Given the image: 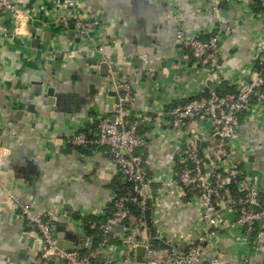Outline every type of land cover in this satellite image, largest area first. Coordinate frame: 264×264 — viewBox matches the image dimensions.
<instances>
[{
    "label": "crops",
    "instance_id": "0c3cea01",
    "mask_svg": "<svg viewBox=\"0 0 264 264\" xmlns=\"http://www.w3.org/2000/svg\"><path fill=\"white\" fill-rule=\"evenodd\" d=\"M16 1L30 17L20 36L0 34V264L40 263L36 228L20 216L26 202L57 210L52 218L57 238L64 234L84 252L96 246L86 222L106 220L114 198L128 194L130 184L108 147L70 139L81 130L98 136L99 120L113 119L124 79L134 84L130 118L142 119L144 167L154 180L153 225L162 241L155 248L165 256L191 234L200 216L189 203L194 194L167 181L177 177L193 130L206 136L204 152L218 142L208 120L188 119L173 127L170 111L212 88L227 85L235 91L251 77L264 45L260 1L224 0L216 13L212 0H78L79 11L98 20L87 34L71 28L75 20L66 0ZM6 22L14 25L12 14ZM213 32L220 33V58L208 77L181 36ZM59 60L61 67L55 66ZM104 61L108 74H102ZM50 86L53 104L46 94ZM257 110L242 115L230 145L247 171L263 177L264 107ZM222 244L229 264H239L235 237L223 234ZM130 250L136 254L118 237L109 255L120 263Z\"/></svg>",
    "mask_w": 264,
    "mask_h": 264
},
{
    "label": "built area",
    "instance_id": "2783aa9c",
    "mask_svg": "<svg viewBox=\"0 0 264 264\" xmlns=\"http://www.w3.org/2000/svg\"><path fill=\"white\" fill-rule=\"evenodd\" d=\"M77 1L66 0L65 5L70 8L78 30L87 34L97 26L98 20L80 12ZM223 1L212 0L214 12H220ZM259 1L264 15V0ZM9 13L15 21L12 27L6 22ZM29 17L16 0H0L1 35L20 36L22 25ZM181 37L195 62L208 77L212 76L219 65L220 33L213 32L207 37L201 34ZM258 58L261 67L254 68L251 77L235 91L220 93L212 88L170 111L173 127L182 126L188 119H206L212 127V136L218 139L215 147L204 152L202 142L206 136L199 129L193 130L177 177L167 181L180 186L182 193L194 194L189 203L197 205L200 216L189 236L174 242L165 256L160 255L150 241L145 212L153 199L151 185L154 180L144 167L142 148L146 140L140 130L142 119L130 118L134 84L124 79L122 93L113 108L115 118L99 120L97 137L91 138L81 130L70 141L108 147L113 161L131 184V191L114 198L113 210L106 220L92 222L91 227L98 229L102 238L87 252L58 245L52 227L56 209L44 210L28 202L22 204L20 216L36 228L40 239L38 262L55 258L60 264H126L128 257H125V262L118 263L109 255L112 241L119 237L132 250L144 244L146 261H140L143 264H229L222 244L223 234L229 233L236 241L245 244L239 264H264V176L247 171L236 159L230 145L238 135L242 115L254 114L255 110L264 107V45ZM233 182L240 194L233 192ZM134 206L139 213L134 212ZM117 229L118 234L114 233ZM104 252H108L107 255L104 256Z\"/></svg>",
    "mask_w": 264,
    "mask_h": 264
},
{
    "label": "trees",
    "instance_id": "16d2710c",
    "mask_svg": "<svg viewBox=\"0 0 264 264\" xmlns=\"http://www.w3.org/2000/svg\"><path fill=\"white\" fill-rule=\"evenodd\" d=\"M256 67L257 68L261 67L260 61L256 62ZM217 89H218V91L220 93H225L226 91L228 92V90H230L231 88H230V86L225 85L223 88H220V89L217 88ZM231 186H232V190H233V192L235 194H240L241 191H239L238 189L235 188L234 182L231 183ZM130 191H131V184H130V186L128 188V192H130ZM189 194H191V192ZM121 195H127V194L124 193V194H121ZM153 208H154V202H153V199H152L150 201L149 205H148V208H147L146 212H145V216H146V220L148 222V226H149L150 231H151L150 232V241L153 244V246L156 247V246L162 244V241L158 238L156 228L153 225V215H152ZM133 210H134L135 213H139V210L137 209L136 206L133 207ZM93 221L94 220L89 219L86 222V224H87L86 225V230H87L88 235H90V234L91 235H93V234L96 235L94 239H95V243L97 244L101 240L102 234H101V232L98 229H95V228L91 227V224H92ZM93 230L98 231V234L96 232H93Z\"/></svg>",
    "mask_w": 264,
    "mask_h": 264
},
{
    "label": "water",
    "instance_id": "95a60500",
    "mask_svg": "<svg viewBox=\"0 0 264 264\" xmlns=\"http://www.w3.org/2000/svg\"><path fill=\"white\" fill-rule=\"evenodd\" d=\"M70 13H71V11H69ZM38 24H37V22H36V26H37ZM74 25H75V23H74V21H72L71 22V24H70V26H71V28H73L74 27ZM56 57L57 58H60V57H62V54L60 53V52H57L56 53ZM138 62V61H137ZM61 65H62V61L61 60H59V61H57L56 62V64H55V66H57V67H61ZM101 66H102V68H103V70H102V74H108V71H109V69H110V66H109V63L107 62V61H104V62H102L101 63ZM122 87V86H121ZM46 94L49 96L48 97V102L50 103V104H53V103H55L56 102V100H53V96L55 95V88L53 87V86H50L49 88H47V90H46ZM115 118V115H113V119ZM251 158H253V157H251ZM67 240H66V238L64 237V234H59L58 235V245L60 246V247H68V248H77L76 246H75V244H74V242H72V241H69V242H66ZM144 253H145V246H144V244H139L138 246H137V248H136V254L138 255V256H143L144 255ZM105 257H101V259H104ZM57 259H50V260H48V262H47V264H57ZM136 264H143L142 262H138V263H136Z\"/></svg>",
    "mask_w": 264,
    "mask_h": 264
},
{
    "label": "rangeland",
    "instance_id": "374dc122",
    "mask_svg": "<svg viewBox=\"0 0 264 264\" xmlns=\"http://www.w3.org/2000/svg\"><path fill=\"white\" fill-rule=\"evenodd\" d=\"M239 246H238V249L240 248L239 251L243 252L244 248H245V244L240 241V240H237ZM241 243V244H240ZM129 246V245H128ZM130 247V246H129ZM130 254H127L128 256V259L124 261V259L120 262V263H123V261L126 263V264H136L137 262L139 261H143L145 262L146 261V258L144 256H142L141 258L138 257L135 253H133L131 250L129 252Z\"/></svg>",
    "mask_w": 264,
    "mask_h": 264
}]
</instances>
